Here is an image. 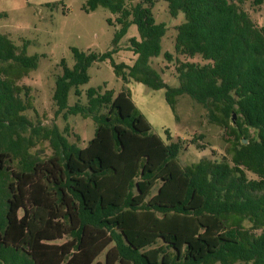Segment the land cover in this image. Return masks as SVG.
<instances>
[{"label": "trees", "instance_id": "16d2710c", "mask_svg": "<svg viewBox=\"0 0 264 264\" xmlns=\"http://www.w3.org/2000/svg\"><path fill=\"white\" fill-rule=\"evenodd\" d=\"M161 1L172 18L184 16L175 54L205 63L163 53L177 62L178 86L166 84L150 64L167 32L154 18L155 0H87L85 13L102 7L116 15L112 47H72L74 64L60 60L52 95L57 114L92 119L84 147L69 142L67 127L34 125L23 115L34 108L30 87L19 82L39 57L0 33V264H264V24L255 26L241 7L264 0ZM131 26L135 60L116 63ZM105 61L123 88L90 87L86 104L69 106L71 91L81 97L88 69ZM131 82L164 89L174 119L178 97L200 104L229 137L224 155L181 166L183 141L152 132L126 87ZM44 143L50 154L32 152Z\"/></svg>", "mask_w": 264, "mask_h": 264}, {"label": "rangeland", "instance_id": "374dc122", "mask_svg": "<svg viewBox=\"0 0 264 264\" xmlns=\"http://www.w3.org/2000/svg\"><path fill=\"white\" fill-rule=\"evenodd\" d=\"M87 0H0V13L6 17L0 18V33L18 47L25 44L27 55L39 57L36 70L30 71L21 79L19 84L30 87L31 103L34 110H26L23 115L34 125L56 126L65 134L69 142L84 147L93 137L95 124L91 118L81 115L56 113V106L52 100L56 77L61 74L60 60L64 59L69 67L74 64L71 48L83 52L103 53L111 49L113 35L118 26L114 20L116 15L105 8L98 7L94 11L85 13L82 7ZM248 13L255 26L264 24V3L254 6L250 1L241 5ZM157 23L167 25L166 35L161 42V54L150 60L151 66L160 74L162 80L171 86H178L175 72V62L189 61L204 64L199 56L193 58L176 55L174 52V38L176 26L184 21L183 14L172 18L168 13L167 4L155 0L152 8ZM112 21V25L107 23ZM138 37L135 26H131L128 33L120 40L118 51L113 55L116 63L131 65L135 56L129 50V38ZM173 53V60L168 62L163 53ZM90 77L87 84L80 87L82 95L76 97L73 91L69 93L68 105L76 101L86 104L85 91L90 87L100 88V92L113 90L118 93L124 86L115 76L109 61L96 62L88 69ZM126 87L130 90L131 98L137 108L152 126V132L166 140L165 130L171 135V141L180 138L184 149L178 156L181 166L197 163L201 158L220 159L228 145L229 137L224 130L209 123L206 110L189 96L176 99L174 115L165 102L164 89L152 90L143 84L131 82ZM236 119V115H235ZM234 119V120H235ZM199 136H203L199 138ZM194 142V143H192ZM204 146L205 149H198ZM50 154L47 143L38 144L32 152ZM249 178L254 175L247 172ZM102 254L98 260L103 261Z\"/></svg>", "mask_w": 264, "mask_h": 264}, {"label": "water", "instance_id": "95a60500", "mask_svg": "<svg viewBox=\"0 0 264 264\" xmlns=\"http://www.w3.org/2000/svg\"><path fill=\"white\" fill-rule=\"evenodd\" d=\"M235 119V115L234 114H232V120H234ZM243 142L245 143L246 141L245 140H243Z\"/></svg>", "mask_w": 264, "mask_h": 264}]
</instances>
